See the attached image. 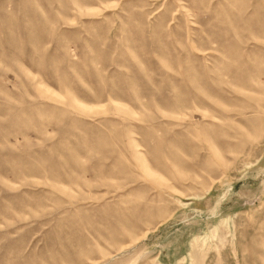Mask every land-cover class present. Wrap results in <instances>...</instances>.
<instances>
[{"label":"rangeland","instance_id":"rangeland-1","mask_svg":"<svg viewBox=\"0 0 264 264\" xmlns=\"http://www.w3.org/2000/svg\"><path fill=\"white\" fill-rule=\"evenodd\" d=\"M0 264H264V0H0Z\"/></svg>","mask_w":264,"mask_h":264}]
</instances>
